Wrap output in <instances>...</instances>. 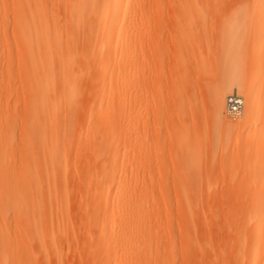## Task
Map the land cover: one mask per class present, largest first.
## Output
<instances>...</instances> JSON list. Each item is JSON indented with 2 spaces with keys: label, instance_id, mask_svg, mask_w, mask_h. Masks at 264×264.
<instances>
[{
  "label": "rangeland",
  "instance_id": "rangeland-1",
  "mask_svg": "<svg viewBox=\"0 0 264 264\" xmlns=\"http://www.w3.org/2000/svg\"><path fill=\"white\" fill-rule=\"evenodd\" d=\"M31 8L0 0V136L13 144L0 154V170L20 166L29 102L46 111L54 97L36 93L31 99L20 77L16 18ZM138 9L139 39L129 58L116 54L100 73L82 58L73 64L81 70L80 93L56 121L65 158L39 196L41 215L47 213L43 226L56 229V247L46 244L43 252L31 241L28 259L21 255L14 208H22L24 193L11 184L10 196L0 193V226L10 241L0 264L113 263L121 254L113 239L132 216H110L125 172L124 186L142 204L135 219L147 223L143 233L159 247V264H264V248L252 260L264 233L251 227L264 213V0H144ZM82 39L74 46L79 53L86 47ZM215 89L222 92L219 115ZM232 93L243 98L235 117L226 110ZM93 125H101L97 134ZM48 187L57 193L51 202ZM101 189L106 201L96 204L93 195ZM101 233L110 234L112 245L98 244Z\"/></svg>",
  "mask_w": 264,
  "mask_h": 264
},
{
  "label": "bare ground",
  "instance_id": "bare-ground-1",
  "mask_svg": "<svg viewBox=\"0 0 264 264\" xmlns=\"http://www.w3.org/2000/svg\"><path fill=\"white\" fill-rule=\"evenodd\" d=\"M142 1L144 0H17L18 9H23L24 7L28 9L30 3H32L29 15L22 10L16 18V36L21 46L19 70L20 77L26 86V93L29 97L36 93L44 96L51 93L54 96L53 99L51 98L52 100H48L46 103L50 107L46 111L35 110V104L31 101L29 102V113L24 118L26 120L23 123V128H26L25 131L27 133L21 138L22 141L19 144L21 155L19 161L20 159L22 160L19 163L20 166L18 168L0 170L1 194L6 195L9 193L11 190L9 186L11 184V186H20L22 193H24L22 208L15 207L14 212L17 224L21 223L22 228H20L21 244L19 243L21 245V255L25 253L26 258L30 255L28 246L31 241H35L41 251H43L46 244L47 246L56 247L55 242L57 238L54 235L56 229L51 232L48 230L47 232L44 229L46 224L44 221L46 219L43 216L46 217L47 213L42 214L43 216L41 215L40 201L42 199H40V194L43 192L45 181L46 183L51 181V179L47 180V178L51 174L53 175L55 170L57 171L56 168L63 163V158H65L66 145L63 140V134L61 135L62 137L57 134V129L61 125H56V121L58 120V115H61L59 113H62V110L67 112V110L75 107V98L80 93L77 81L80 80L81 70L80 72L75 70L73 64L78 58H82L85 64L87 62L88 64H92L96 73H100L102 66L112 65L116 59V54L121 59L129 58L131 55L130 47L135 43V40L139 39V35L135 34L138 31L136 17ZM58 8L60 9L59 11L64 10L65 21L63 26H68L67 31L64 28L65 32H62L60 28L61 25L58 20L61 19H57L59 18V12L57 13L58 16L56 15ZM82 36H85L84 39H82ZM80 39H82L81 41L85 40L86 47H84L87 48L86 52H84L85 48L82 46L84 43H80L82 44V48H84V50L81 48L80 53L74 47L76 45L80 47ZM259 57H261V54H259ZM213 103L216 107L214 109L215 113L221 114L220 110L223 107V99L220 89L214 90ZM67 122L69 121H66V124H68ZM63 126L66 128L65 124ZM93 127L96 128L95 133L97 134L101 125H93ZM46 129H50L53 133L46 134ZM12 145L11 137L8 135L4 137L0 136V154L12 149ZM60 168L61 166L58 170ZM55 176H57L56 172ZM127 179L128 176L125 172L122 175V182L115 185L119 197L115 207L110 210V216L114 217L123 211L131 213L132 216L131 218H126L121 223L120 232L113 239L115 243L114 247L121 245V254L114 258L113 263L109 260L106 264H159V247L152 240L148 239L149 235L146 236L143 233L147 228V223H141L138 222L139 219H135V211L142 204L132 199L134 194H132L130 186H124V182ZM49 185L51 184L49 183ZM49 187L47 188L48 192L46 195L48 198L50 197L48 200L51 202L52 198L54 199L53 193H57H55L56 190L52 191ZM53 187H56L55 184H53ZM44 190L46 189L44 188ZM133 198L135 197L133 196ZM93 200L96 204H102L106 201L103 189L98 191V193H94ZM45 203H47V200ZM55 204H59L58 201ZM59 206L61 207L62 204ZM49 207L51 208V206ZM60 207L58 208L60 209ZM50 211H52V215L54 216L53 210ZM56 212L58 213L59 211ZM50 218L49 220L52 221V216ZM111 222L113 220H110ZM251 223L252 230L258 232L260 235L264 233V213L256 215ZM2 231L3 227L0 232V255L9 247L10 242L9 237ZM111 235L113 234L111 233ZM100 236L97 238V242L103 248L112 245L113 242L111 241L110 234L101 233ZM188 245L189 243H187ZM32 246L34 245L32 244ZM263 248L264 245L260 238L253 249L252 260L260 254ZM163 255L166 256L165 254ZM146 257L149 259L148 262H144ZM188 260L186 263L189 264L190 261ZM27 262L25 260L26 264H28ZM47 262L49 261L46 260V264ZM11 264H14V260Z\"/></svg>",
  "mask_w": 264,
  "mask_h": 264
},
{
  "label": "built area",
  "instance_id": "built-area-1",
  "mask_svg": "<svg viewBox=\"0 0 264 264\" xmlns=\"http://www.w3.org/2000/svg\"><path fill=\"white\" fill-rule=\"evenodd\" d=\"M243 108V98L235 93L229 94L226 97L227 113L233 117L239 115Z\"/></svg>",
  "mask_w": 264,
  "mask_h": 264
}]
</instances>
